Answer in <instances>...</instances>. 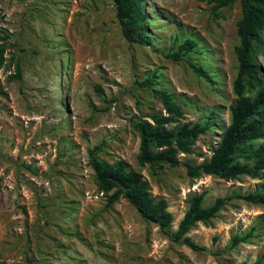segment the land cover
<instances>
[{"label": "rangeland", "instance_id": "374dc122", "mask_svg": "<svg viewBox=\"0 0 264 264\" xmlns=\"http://www.w3.org/2000/svg\"><path fill=\"white\" fill-rule=\"evenodd\" d=\"M143 4L146 45L125 39L114 0H0V35L9 44L0 66V264H264L263 203L233 198L210 223L197 222L187 236L204 250L172 240L193 194L205 192V206L261 191L264 171L224 180L189 177L184 165L140 166L132 127L148 113H164L152 90L138 84L155 77V87L182 108L180 122L210 123L179 159L210 157L235 100L239 1L216 13L204 0ZM186 37L197 45L185 58L211 81L166 56ZM17 60L21 78L10 80ZM258 60L264 71V49ZM95 146L99 158L123 160L142 173L153 197L166 199L168 228L145 221L124 198L106 204L88 164Z\"/></svg>", "mask_w": 264, "mask_h": 264}, {"label": "trees", "instance_id": "16d2710c", "mask_svg": "<svg viewBox=\"0 0 264 264\" xmlns=\"http://www.w3.org/2000/svg\"><path fill=\"white\" fill-rule=\"evenodd\" d=\"M211 4L214 13L236 1L240 4V17L236 22L239 39L235 46L238 62L237 72L232 82L234 102L229 107L228 124L223 128L217 144L208 159L198 164H191L179 159L180 153L192 152V146L200 134L210 128L209 121H183L184 112L171 92L155 87V77H147L138 84L148 87L157 96L164 109L162 112L148 113L132 123L139 135V150L136 155L140 166L149 164L177 167L184 165L189 177L196 178L202 174L215 175L224 180L238 179L241 175L260 177L264 171V71L260 66L258 54L264 49V0H204ZM116 17L121 32L129 43L149 44L147 35L148 13L143 0H114ZM8 34L0 35V66L5 61ZM196 41L186 37L177 44L176 49L166 53L172 60H186L192 71L211 81L205 72L189 59L188 52L196 47ZM10 80L21 78L20 63L15 62V72L8 76ZM98 90L101 88L96 86ZM253 94H251V92ZM214 113V112H213ZM99 146L88 152V164L93 170L98 191L106 197V204L120 198L128 201L145 220L158 225L162 230L168 228L173 220L165 198L151 195L147 181L140 171L130 168L123 160L108 162L98 157ZM30 168V165H26ZM205 192L195 193L188 199V208L172 233L173 241H180L192 250H204L205 247L195 243L187 232L197 223H210L218 212L233 198L244 199L250 203L264 204V190L241 194L231 193L218 196L209 205H203ZM251 232L234 235L231 246L245 242ZM260 260L257 259L256 262Z\"/></svg>", "mask_w": 264, "mask_h": 264}]
</instances>
